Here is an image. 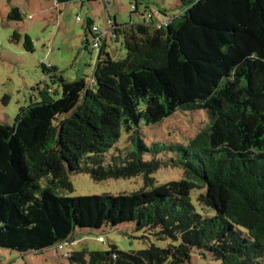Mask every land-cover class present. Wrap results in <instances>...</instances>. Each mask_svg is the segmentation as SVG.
Returning <instances> with one entry per match:
<instances>
[{
  "label": "trees",
  "instance_id": "1",
  "mask_svg": "<svg viewBox=\"0 0 264 264\" xmlns=\"http://www.w3.org/2000/svg\"><path fill=\"white\" fill-rule=\"evenodd\" d=\"M180 1L178 16L162 9L145 11L137 23L115 20L126 57L116 61L105 45L93 84L42 64L57 88L46 84L13 125L0 123V249L37 253L70 245L77 228L136 223L164 247L66 257L76 264H190L196 249L221 264H264V0ZM10 17L22 20L19 10ZM25 46L34 51L29 36ZM179 111H204L208 128L187 144L143 143L139 128ZM124 133L138 167L110 177L151 169L141 165L143 156L170 152L182 179L162 184L146 176V190L71 196L84 161L114 150ZM197 189L206 191L197 202L212 215L194 204Z\"/></svg>",
  "mask_w": 264,
  "mask_h": 264
},
{
  "label": "rangeland",
  "instance_id": "2",
  "mask_svg": "<svg viewBox=\"0 0 264 264\" xmlns=\"http://www.w3.org/2000/svg\"><path fill=\"white\" fill-rule=\"evenodd\" d=\"M0 0V123L13 125L17 116L32 102L39 100V89L50 92L53 85L51 75L44 73L42 64L55 66L66 80L86 78L93 84V72L98 61V52L92 47L85 48L88 41V20L101 29L105 28L108 16L117 19L118 25L137 23L145 11L166 9L168 14L178 16L183 11L180 0ZM108 3V4H106ZM138 4L137 12L132 6ZM19 10L22 20L10 17ZM78 17L81 21H77ZM33 42V52H28L25 38ZM93 38V37H92ZM107 52L116 61L126 57L123 40L108 38ZM55 98V94L53 95ZM210 123L204 111H179L164 122L137 130L143 143L166 145L187 144L196 134L208 128ZM106 155L93 156L84 161L85 171L72 176L74 185L71 196H90L134 193L146 190L145 177L152 176L159 183L180 180L183 171L173 163L175 155L170 152L143 156V169L110 177L118 171L138 167L137 154L130 147V138ZM161 165H158L160 164ZM152 165H158L156 168ZM204 189H197L193 201L204 215H212L213 210L197 202ZM71 244L53 247L42 252L19 253L0 249L1 264H76L67 254L79 251H108L116 246L120 252H138L156 244L164 247L153 236L143 237L136 223H128L117 228L104 226L101 229L77 228ZM103 237L105 242L98 240ZM175 258H166L162 264H175ZM190 264H221L200 251L193 250Z\"/></svg>",
  "mask_w": 264,
  "mask_h": 264
},
{
  "label": "built area",
  "instance_id": "3",
  "mask_svg": "<svg viewBox=\"0 0 264 264\" xmlns=\"http://www.w3.org/2000/svg\"><path fill=\"white\" fill-rule=\"evenodd\" d=\"M103 1L107 2L106 0H103ZM77 21H81L79 17ZM114 23H115V20L111 18L110 16H108L106 19L104 29H101L98 26L92 25L90 30H91L93 38L90 41H88L86 47L89 48V46H91L94 52L97 51L99 53L105 46V43L107 42L109 37L112 39H116L117 36L113 32ZM100 240L102 241L103 239H100ZM62 245H64V243ZM60 246L61 245H59V247Z\"/></svg>",
  "mask_w": 264,
  "mask_h": 264
},
{
  "label": "crops",
  "instance_id": "4",
  "mask_svg": "<svg viewBox=\"0 0 264 264\" xmlns=\"http://www.w3.org/2000/svg\"><path fill=\"white\" fill-rule=\"evenodd\" d=\"M107 4H108V3H107ZM113 19L116 20V22H117L116 17L113 18ZM89 21H90V20H88V23H89ZM117 23H118V22H117ZM92 25H94V24L92 23L91 26H92ZM91 26H88V25H87V28H88V30H87L88 33H87V34L90 33L89 35H91V38H90V36L88 37V36L86 35V39H87V41H90V40L92 39V37H93V36H92V33H91V30H90ZM105 45H106V48H105V49L107 50L108 40H107V42L105 43ZM85 47H86V45H85ZM97 62H98V61H97Z\"/></svg>",
  "mask_w": 264,
  "mask_h": 264
}]
</instances>
